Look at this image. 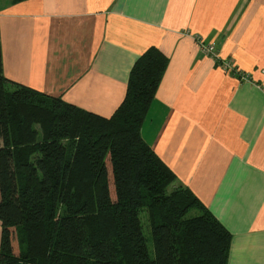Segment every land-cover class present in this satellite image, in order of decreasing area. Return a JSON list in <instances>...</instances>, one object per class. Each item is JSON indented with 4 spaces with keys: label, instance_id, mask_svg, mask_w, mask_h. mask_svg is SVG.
I'll use <instances>...</instances> for the list:
<instances>
[{
    "label": "crops",
    "instance_id": "0c3cea01",
    "mask_svg": "<svg viewBox=\"0 0 264 264\" xmlns=\"http://www.w3.org/2000/svg\"><path fill=\"white\" fill-rule=\"evenodd\" d=\"M150 46L168 65L143 140L228 230L225 264H264V0H0L4 77L101 116Z\"/></svg>",
    "mask_w": 264,
    "mask_h": 264
},
{
    "label": "trees",
    "instance_id": "16d2710c",
    "mask_svg": "<svg viewBox=\"0 0 264 264\" xmlns=\"http://www.w3.org/2000/svg\"><path fill=\"white\" fill-rule=\"evenodd\" d=\"M167 62L148 47L101 116L7 80L0 47V264L226 263L228 230L140 134Z\"/></svg>",
    "mask_w": 264,
    "mask_h": 264
},
{
    "label": "built area",
    "instance_id": "2783aa9c",
    "mask_svg": "<svg viewBox=\"0 0 264 264\" xmlns=\"http://www.w3.org/2000/svg\"><path fill=\"white\" fill-rule=\"evenodd\" d=\"M198 50L202 56H207L212 61L217 62L225 72H229L232 75L238 76L239 79L248 80L249 76L239 72L233 63V60L220 59L216 50V46L213 43L205 42L200 37H195Z\"/></svg>",
    "mask_w": 264,
    "mask_h": 264
},
{
    "label": "rangeland",
    "instance_id": "374dc122",
    "mask_svg": "<svg viewBox=\"0 0 264 264\" xmlns=\"http://www.w3.org/2000/svg\"><path fill=\"white\" fill-rule=\"evenodd\" d=\"M189 213H190V214H197V213H196V210H194V209H192Z\"/></svg>",
    "mask_w": 264,
    "mask_h": 264
}]
</instances>
